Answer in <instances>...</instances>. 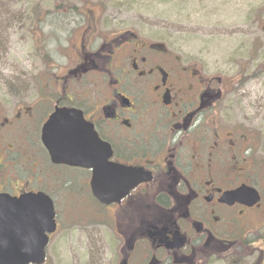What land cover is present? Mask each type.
Returning a JSON list of instances; mask_svg holds the SVG:
<instances>
[{
    "label": "flooded vegetation",
    "instance_id": "obj_1",
    "mask_svg": "<svg viewBox=\"0 0 264 264\" xmlns=\"http://www.w3.org/2000/svg\"><path fill=\"white\" fill-rule=\"evenodd\" d=\"M51 1L41 85L0 101V195L52 202L45 264L57 238L87 264H264V239L238 237L264 222V160L235 82L124 10ZM58 110L70 118L47 127Z\"/></svg>",
    "mask_w": 264,
    "mask_h": 264
},
{
    "label": "rangeland",
    "instance_id": "obj_2",
    "mask_svg": "<svg viewBox=\"0 0 264 264\" xmlns=\"http://www.w3.org/2000/svg\"><path fill=\"white\" fill-rule=\"evenodd\" d=\"M74 1L78 10L85 5L91 10H124L122 13L139 17L141 29L151 26L157 37L168 39L235 82L236 118L245 120L247 125L251 123L257 136L259 158L264 160V0H73L70 3ZM37 10L56 9L51 0H0V18L11 14L14 21L10 24L0 21V101L41 85L36 67L31 66L40 57L39 47L32 43ZM49 49L46 47V54ZM238 237L241 242L249 238L264 239V222L252 230L239 232ZM70 248L65 239L57 238L48 250L47 264L88 263L86 251ZM229 257L221 256L211 264H243Z\"/></svg>",
    "mask_w": 264,
    "mask_h": 264
},
{
    "label": "water",
    "instance_id": "obj_3",
    "mask_svg": "<svg viewBox=\"0 0 264 264\" xmlns=\"http://www.w3.org/2000/svg\"><path fill=\"white\" fill-rule=\"evenodd\" d=\"M69 118L65 112L57 111L47 127L52 128ZM50 151L55 163H71L70 157L58 155L55 149ZM240 192L242 189L238 194ZM258 201L259 198H255L253 205ZM54 215L52 202L42 195L0 196V264H44L46 234L55 231Z\"/></svg>",
    "mask_w": 264,
    "mask_h": 264
}]
</instances>
